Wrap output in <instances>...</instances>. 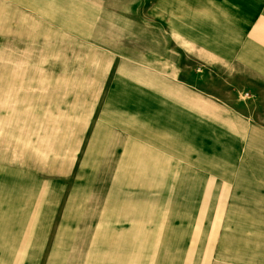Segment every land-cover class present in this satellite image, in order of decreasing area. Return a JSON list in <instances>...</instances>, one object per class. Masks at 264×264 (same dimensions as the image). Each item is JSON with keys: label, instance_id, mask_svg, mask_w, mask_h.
I'll use <instances>...</instances> for the list:
<instances>
[{"label": "rangeland", "instance_id": "obj_1", "mask_svg": "<svg viewBox=\"0 0 264 264\" xmlns=\"http://www.w3.org/2000/svg\"><path fill=\"white\" fill-rule=\"evenodd\" d=\"M189 2L155 10L206 22L153 24L151 7L141 23L118 15L84 22L75 10L59 8V0H0V162L15 177L27 170L39 264H214L207 194L215 190L214 176L243 163L209 162L199 151L214 142L222 122L231 126L233 110L264 124V0ZM108 50L167 66L186 82L191 162L181 146L177 162H52L71 153L70 135L51 134L59 131L60 80H106ZM65 107L71 114L77 104ZM176 109L182 123L183 107ZM182 124L176 131L183 139ZM86 143L80 135V158Z\"/></svg>", "mask_w": 264, "mask_h": 264}, {"label": "crops", "instance_id": "obj_2", "mask_svg": "<svg viewBox=\"0 0 264 264\" xmlns=\"http://www.w3.org/2000/svg\"><path fill=\"white\" fill-rule=\"evenodd\" d=\"M189 1L59 0V8L75 10L72 15L83 17L84 22L103 20L96 19L97 16L118 15L132 18L123 21L141 23L145 7L153 10V24L206 22L202 16L195 20L191 15L176 16L170 10L160 15L155 10L163 6H189ZM163 32L174 36L172 31ZM186 33L189 32L183 30L181 37L188 38ZM104 53L111 60L106 80H60L59 127H55L59 131L51 134L70 135L71 153L60 154L59 161L52 162H177L180 146L185 162H191L192 96L186 82L177 81L167 66L160 69L118 58L117 53L109 50ZM166 71L167 74L162 73ZM70 102L77 107L68 114L65 106ZM176 107H183V124L180 119L177 123ZM231 115V126L224 127L222 122L221 133L214 142L206 144V149L201 145L199 151L200 158L212 157L209 162L243 163L239 164V171L232 169L231 174L214 176L215 190L213 195L207 194V213L215 216L210 224L214 231L211 262L264 264V124H252L236 110ZM212 118L220 121L226 117ZM180 124L183 136L179 137L183 139L177 138L180 133L176 127ZM80 135L87 136L82 158ZM11 170L10 164L0 162V264H39L40 261L33 260V246L40 247V231L32 224V191L30 181L26 180L30 178L25 168L17 171V177L10 174Z\"/></svg>", "mask_w": 264, "mask_h": 264}]
</instances>
